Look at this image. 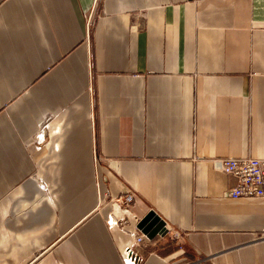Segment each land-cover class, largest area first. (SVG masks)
<instances>
[{"label": "crops", "instance_id": "1", "mask_svg": "<svg viewBox=\"0 0 264 264\" xmlns=\"http://www.w3.org/2000/svg\"><path fill=\"white\" fill-rule=\"evenodd\" d=\"M224 157L264 159V0H0V264H122L149 213L142 264H264Z\"/></svg>", "mask_w": 264, "mask_h": 264}, {"label": "built area", "instance_id": "2", "mask_svg": "<svg viewBox=\"0 0 264 264\" xmlns=\"http://www.w3.org/2000/svg\"><path fill=\"white\" fill-rule=\"evenodd\" d=\"M45 125L42 126L44 130ZM45 135L40 131L35 135V144L39 146L44 142ZM211 167L214 171L230 176L234 180L233 186L225 190L224 195L230 199H257L264 205V159L252 157H224L213 158ZM131 196L125 195L120 199V204L126 206ZM108 224H112L125 232L130 237V243L122 250V264H142L143 258L138 253L137 248L144 241V236L137 229L131 232L122 230L126 223L124 219L116 220L109 217ZM173 239H178V234L173 232ZM257 239L264 241V228L259 232ZM182 264H199L196 262H187Z\"/></svg>", "mask_w": 264, "mask_h": 264}, {"label": "water", "instance_id": "3", "mask_svg": "<svg viewBox=\"0 0 264 264\" xmlns=\"http://www.w3.org/2000/svg\"><path fill=\"white\" fill-rule=\"evenodd\" d=\"M136 228L147 240H152L154 236L163 237L166 233L164 223L153 213H149L141 219Z\"/></svg>", "mask_w": 264, "mask_h": 264}]
</instances>
